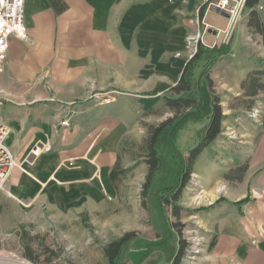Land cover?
<instances>
[{
	"label": "rangeland",
	"instance_id": "rangeland-1",
	"mask_svg": "<svg viewBox=\"0 0 264 264\" xmlns=\"http://www.w3.org/2000/svg\"><path fill=\"white\" fill-rule=\"evenodd\" d=\"M116 5L98 34L94 30L82 34L79 27L70 40L49 43L41 71L13 78V84L23 89L20 94L5 93L13 107H45L35 112V129L43 126V119L50 125L52 140H65V129L80 127L78 132L94 137L100 149L114 148V192L106 193V203L81 212L25 198L12 188L13 172L20 169L31 177L28 166L52 146L30 145L28 157L20 161L21 149L17 152L8 144L15 166L0 176V264H108L104 248L128 233L131 239L120 257L124 264H173L176 257L179 264H218L213 258L219 208L234 188L228 176L242 173L238 157L246 130L260 118L264 105L258 99L237 98L218 82L224 77L219 67L230 59L226 56L232 53L233 59L236 47L248 44L239 38L238 28L246 9L224 34L208 23L206 14L217 9L209 0H131L128 8ZM258 33L254 31L253 42L260 45ZM199 42L205 48L230 46L229 53L218 58L222 61L211 66L225 115L222 132L199 154L178 200L170 198L169 190L183 174L208 118H191L175 136L165 137L158 147L152 184L144 193L152 160L150 131L176 116L165 99L172 95L171 86L179 81ZM214 54L199 63L197 75ZM246 87L247 91L254 87L252 77H246ZM254 112L259 113L252 117ZM2 124L8 130L7 141H25L26 126Z\"/></svg>",
	"mask_w": 264,
	"mask_h": 264
},
{
	"label": "crops",
	"instance_id": "crops-1",
	"mask_svg": "<svg viewBox=\"0 0 264 264\" xmlns=\"http://www.w3.org/2000/svg\"><path fill=\"white\" fill-rule=\"evenodd\" d=\"M116 3L128 8L131 0H25V23L31 40L10 39L5 68L0 72V87L7 95L20 94L23 89L13 84V78L19 80L25 74L41 71L51 49L49 43L70 40L73 35L77 36L79 27L82 34L89 30L91 34L93 30L98 34V27L110 16H106L110 8L113 10L118 6ZM260 5H264L263 0L255 8L264 23V7L260 8ZM250 11V8L245 10L238 26L241 28L239 38L246 39L248 44L242 49L236 47L233 59L232 53L230 57L226 56L230 59L219 67L224 77L218 82L223 91L229 90L237 98L258 99L264 104V37L259 32L261 44L253 42L256 29L249 25ZM206 16L208 23L221 32L230 30L231 21L227 13L213 9ZM62 34L65 37H60ZM211 76L216 85L217 75L211 72ZM247 76L253 78V83L263 85L255 94L250 93L255 85L246 90ZM247 102L249 107L251 101ZM261 106L262 115L246 130L245 143L238 157L240 164H247V169L235 177L228 176L234 188L219 208L218 244L213 258L218 264H264V105ZM43 108L38 105L13 107L7 100L0 108V124L8 123L18 129L26 126L23 133L25 141L20 143L11 138L7 141L17 152L18 148L21 149L20 161L28 157L30 145L42 142L52 146L51 151L42 152L28 166L31 177L20 169L13 172V190L25 198L32 196L35 201L47 202L56 209L67 208L70 212L92 210L106 203V193H113L115 189L111 178L117 159L114 148L100 149L94 144V137L78 132L80 127L74 131L65 129V140H52L49 138L50 125L43 119V126L35 129L38 117L35 112ZM236 165L229 168H237ZM245 198L247 201L237 203Z\"/></svg>",
	"mask_w": 264,
	"mask_h": 264
},
{
	"label": "trees",
	"instance_id": "trees-1",
	"mask_svg": "<svg viewBox=\"0 0 264 264\" xmlns=\"http://www.w3.org/2000/svg\"><path fill=\"white\" fill-rule=\"evenodd\" d=\"M261 0H246L245 5L250 8V20L249 25L261 32L264 37V23L261 21L260 12L255 8ZM264 3V0H263ZM58 10H61L58 8ZM230 46L224 45L221 49L216 45L212 48H205L201 42L198 44L196 53L188 59L186 62L179 81L171 86L170 90L172 95L165 99L167 105L176 111V116L163 121L160 125L153 127L150 131L149 147L152 155L150 163V176L148 182L145 185V192L152 184L151 176L155 171V167L158 162V147L161 141L168 136H175L184 124L191 118L200 119L206 116L208 122L205 125L199 143L190 151V156L187 159V166L183 174L180 176L177 184L171 187L169 190L170 198L178 200L179 196L186 187L187 182L190 179V175L193 172V165L197 160L200 153H202L217 136L222 132V125L225 115L223 113V107L221 105V98L215 89V81L211 76V66L216 63L220 56H225L229 53ZM218 53L216 56L214 53ZM214 54L210 59V64L206 65L203 70L197 75V68L199 63L207 55ZM208 66V67H207ZM255 88L250 93L255 94L259 87L263 85L254 83ZM180 115L179 120L176 122L177 115ZM247 169V164L241 166L242 173ZM112 180L117 178L116 170L111 172ZM166 201H170L169 195L165 197ZM248 198L242 199L240 203L247 201ZM131 239V234H125L118 239H114L107 244L104 248V254L108 260V264H124L120 261L124 246ZM215 240L212 245L214 246ZM31 256V251H28ZM177 258V257H176ZM174 259L173 264H179V258Z\"/></svg>",
	"mask_w": 264,
	"mask_h": 264
},
{
	"label": "built area",
	"instance_id": "built-area-1",
	"mask_svg": "<svg viewBox=\"0 0 264 264\" xmlns=\"http://www.w3.org/2000/svg\"><path fill=\"white\" fill-rule=\"evenodd\" d=\"M217 9L228 14L231 26L247 9L246 0H209ZM264 5H260L263 8ZM229 30H225L224 34ZM16 37L23 40L28 39V30L25 23V0H0V72L4 71L7 53L9 50L10 39ZM217 45V44H215ZM214 45V46H215ZM213 46V47H214ZM7 97L3 89L0 88V108L6 103ZM259 111V110H258ZM256 113L250 114L252 117ZM256 119V118H255ZM68 125L67 120L63 121ZM8 130L0 124V176L8 174L10 169L15 166L14 161L10 160V148L7 142ZM39 148L33 149L35 155L39 154Z\"/></svg>",
	"mask_w": 264,
	"mask_h": 264
}]
</instances>
